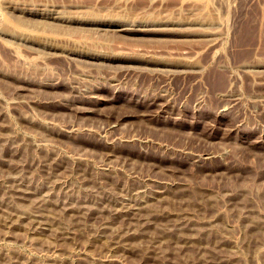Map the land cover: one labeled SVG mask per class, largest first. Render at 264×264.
I'll return each instance as SVG.
<instances>
[{
	"label": "rangeland",
	"instance_id": "rangeland-1",
	"mask_svg": "<svg viewBox=\"0 0 264 264\" xmlns=\"http://www.w3.org/2000/svg\"><path fill=\"white\" fill-rule=\"evenodd\" d=\"M0 264H264V0H0Z\"/></svg>",
	"mask_w": 264,
	"mask_h": 264
}]
</instances>
